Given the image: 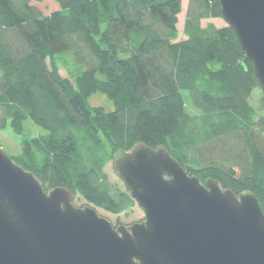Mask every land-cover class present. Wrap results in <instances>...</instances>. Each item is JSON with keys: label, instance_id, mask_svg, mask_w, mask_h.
Instances as JSON below:
<instances>
[{"label": "trees", "instance_id": "trees-1", "mask_svg": "<svg viewBox=\"0 0 264 264\" xmlns=\"http://www.w3.org/2000/svg\"><path fill=\"white\" fill-rule=\"evenodd\" d=\"M33 1L45 0H0V131L27 119L47 130L12 157L46 190L130 210L105 167L143 142L264 210V94L254 106L261 87L234 30L203 23L221 18L220 0H54L50 14ZM97 93L114 109L92 105Z\"/></svg>", "mask_w": 264, "mask_h": 264}, {"label": "water", "instance_id": "water-1", "mask_svg": "<svg viewBox=\"0 0 264 264\" xmlns=\"http://www.w3.org/2000/svg\"><path fill=\"white\" fill-rule=\"evenodd\" d=\"M264 94V0H220ZM114 171L145 219L115 227L67 187L46 191L0 147V264H264V210L251 190L187 172L138 142Z\"/></svg>", "mask_w": 264, "mask_h": 264}, {"label": "rangeland", "instance_id": "rangeland-1", "mask_svg": "<svg viewBox=\"0 0 264 264\" xmlns=\"http://www.w3.org/2000/svg\"><path fill=\"white\" fill-rule=\"evenodd\" d=\"M32 4L38 7L44 14H50L59 9V5L54 0H45L43 2L33 1ZM185 15L186 14L184 10L183 13L180 15V24H179L180 31L183 29ZM203 23L204 25L214 23L218 27L227 25L226 21L222 18L204 20ZM58 61H59L58 62L59 65L63 64L62 58L59 59ZM69 71H70V67H65V66H63L60 70L61 74L64 77L69 76ZM262 93L263 92L259 89L254 92L253 97H252V103L254 104V106L259 107L260 100L262 99L261 97ZM90 103L92 105H103L108 110L114 109V105L112 101L106 95L101 94V93H97L94 96H92L90 98ZM188 107H189V111L195 112L191 103H188ZM46 132H47L46 129L34 123L33 120L31 119L26 120L24 132L21 134L16 133L11 128L10 124H8L6 129L0 131V147L7 155H9L10 157H14L21 152L23 138H32V137L38 136ZM120 152L121 151H118L117 154ZM113 161L114 159L111 160L105 167V171L108 175V178L113 185L123 190L124 189L127 190L122 179L118 177V175L114 171ZM49 190H46V191H49ZM73 202L78 207H84L86 205L95 207L97 211L99 212V214L109 219L115 227L119 225L130 226L133 223L141 222L145 219V212L143 211V209L140 208L138 203L135 206H133L130 210L124 211L120 214H113L102 208H98L93 204L88 203L85 199H83L79 195H76L74 197Z\"/></svg>", "mask_w": 264, "mask_h": 264}]
</instances>
